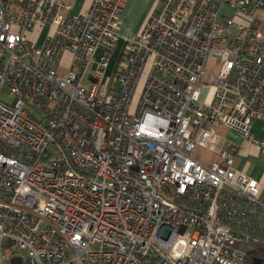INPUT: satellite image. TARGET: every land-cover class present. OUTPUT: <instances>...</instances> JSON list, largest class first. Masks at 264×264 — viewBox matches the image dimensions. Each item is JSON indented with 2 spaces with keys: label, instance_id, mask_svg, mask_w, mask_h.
Wrapping results in <instances>:
<instances>
[{
  "label": "built area",
  "instance_id": "1",
  "mask_svg": "<svg viewBox=\"0 0 264 264\" xmlns=\"http://www.w3.org/2000/svg\"><path fill=\"white\" fill-rule=\"evenodd\" d=\"M124 1L0 0V264L264 252L260 181L235 167L264 150V0H160L112 64ZM220 126L236 140L216 151Z\"/></svg>",
  "mask_w": 264,
  "mask_h": 264
},
{
  "label": "crops",
  "instance_id": "2",
  "mask_svg": "<svg viewBox=\"0 0 264 264\" xmlns=\"http://www.w3.org/2000/svg\"><path fill=\"white\" fill-rule=\"evenodd\" d=\"M159 6H160V0H125L120 14V18H121V25L119 28L120 38L124 41V38L139 35L142 27L144 26L149 16L153 12H155L159 8ZM220 127H225V126H220ZM220 127H218V133ZM225 128L227 129L226 134L219 133L221 137L225 138V140H222L223 147L226 146L228 141L236 140L233 131L227 127ZM251 131L264 141V129L262 128L260 119L254 120L251 127ZM243 146L244 148L241 149V151L235 157V167L244 170L248 176L258 179L260 181L261 184L260 196L264 198V170L258 169L253 164L246 165L244 159H240L239 161L237 160V156H239L240 154L241 155L246 154L251 149H254L256 147L250 145L248 142H244ZM202 160L204 161L205 159Z\"/></svg>",
  "mask_w": 264,
  "mask_h": 264
},
{
  "label": "rangeland",
  "instance_id": "3",
  "mask_svg": "<svg viewBox=\"0 0 264 264\" xmlns=\"http://www.w3.org/2000/svg\"><path fill=\"white\" fill-rule=\"evenodd\" d=\"M78 4L79 1L76 2L75 4V10L78 8ZM254 23L255 24H262L263 25V34H264V8H259L254 16ZM125 42L120 38V40L118 41L116 48L114 50L111 62L112 64H114L117 59L119 54L121 53L123 46H124ZM214 66H215V62L210 61L209 63H207L205 65V70L207 71V73L210 72H214ZM110 68L108 69V72H110ZM85 84H88V81L85 80L84 81ZM141 84H142V80L140 81L134 95H133V102L137 103V98H138V94H139V90L141 89ZM208 87L207 85H203V91H202V96L201 98L204 96V93L207 91ZM3 93L0 94V97L10 103L12 100V96L9 93V89L7 87H3L2 88ZM227 129L225 127H220L219 129V133L220 134H226ZM223 147V143L222 140L219 139L216 143H215V150L217 151L218 149H222ZM257 148V147H256ZM251 149L248 153L243 154V155H239L237 156V160L239 161L240 159H244L246 162V165L248 164H253L255 165L258 169H262L264 170V151L260 148L258 149ZM216 151H212L207 147H200L197 146L195 147L191 154L194 155L197 158H201V159H205L204 163L210 164L213 161H220V157L219 154ZM244 171V170H243ZM18 251V250H17Z\"/></svg>",
  "mask_w": 264,
  "mask_h": 264
},
{
  "label": "water",
  "instance_id": "4",
  "mask_svg": "<svg viewBox=\"0 0 264 264\" xmlns=\"http://www.w3.org/2000/svg\"><path fill=\"white\" fill-rule=\"evenodd\" d=\"M261 258L260 257H253V264H260L261 263ZM10 264H22V257L20 255H15L10 257Z\"/></svg>",
  "mask_w": 264,
  "mask_h": 264
},
{
  "label": "trees",
  "instance_id": "5",
  "mask_svg": "<svg viewBox=\"0 0 264 264\" xmlns=\"http://www.w3.org/2000/svg\"><path fill=\"white\" fill-rule=\"evenodd\" d=\"M255 256L260 257L262 259L260 264H264V252H261V251H256V252L250 253L247 256L245 264H253V257H255Z\"/></svg>",
  "mask_w": 264,
  "mask_h": 264
}]
</instances>
